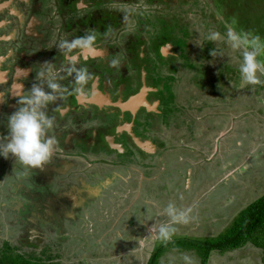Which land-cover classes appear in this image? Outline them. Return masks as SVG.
I'll list each match as a JSON object with an SVG mask.
<instances>
[{
	"label": "rangeland",
	"instance_id": "obj_1",
	"mask_svg": "<svg viewBox=\"0 0 264 264\" xmlns=\"http://www.w3.org/2000/svg\"><path fill=\"white\" fill-rule=\"evenodd\" d=\"M47 1L52 0H46L45 2ZM73 1L75 2L76 0ZM141 1L143 6L140 5V7L136 6V4L140 3V0H126V2L114 0L116 5H113V8L110 9H107V6L104 5V8H101L96 16H92L87 20L89 24L97 25L99 29H103L100 30L101 32L98 36L94 34L95 31L92 29L94 27H89L91 28L90 30L85 28L87 16L83 11H77V16L72 17L74 7H71L72 10L68 11L62 6V3L57 4L62 11L55 10L57 13H53V10L49 9L50 17L47 16L48 19L45 21L40 19L41 23L36 29L38 31V39L34 36H27L25 31L23 33V29L20 31L18 29L19 25L18 27L16 26L17 18L7 17L6 12H3L5 15L3 13L2 15L8 18V22L12 19L13 22L11 21V23L13 24L0 27V34L9 33L13 30L11 27L16 26L17 38L15 41L0 39L1 57L14 48V62L12 68L9 69L8 82L5 85H0V93L9 92L10 86L8 83H12L11 86L20 85L22 89L15 88L17 89L15 94H8L3 102H0V142H2L3 137L7 136V117L19 107V96L29 91L33 84L37 83L38 79L42 80L40 78L42 65L44 66L51 61L50 67L52 71L50 73L47 72L49 78L55 76L57 82L66 89L72 86L69 76L74 74H69L68 69L73 66L79 69V66L84 65L83 63L77 65L74 62V55L77 53L76 49L69 52L66 48L61 47L64 41L94 34L96 36L95 48L107 50L106 56L99 60V64L106 63V65H102L105 71L113 72V69L115 70L113 80L118 79L117 76H126L125 78L130 84V79L139 66L136 62L140 59L138 51L140 49V52L146 50V46L143 44L151 43V38L156 33L155 25L157 23L162 25L160 22L166 20L164 16L150 18L154 7L152 0ZM203 1L208 7H213L211 0ZM215 1L217 4H221V0ZM226 4L228 3L224 2L223 5L226 8L222 10V16H220V19L221 17L223 18L221 20L223 23L230 24L235 20L234 27L237 30L251 34L259 33L262 26L264 27V19L259 22L261 24L259 25L256 18V16L264 15V0H260V3L245 0L240 9L237 8V3L236 6L229 4L227 6ZM102 5L97 2L90 4V13L96 11L95 9ZM243 8L247 11L250 18V22L244 25L242 20L236 17L240 13L243 15ZM212 11H215L214 7ZM167 13L169 12L167 11ZM75 17H77L78 25L72 24L71 18ZM94 17L98 19L95 20ZM39 18V13H37V19ZM243 20L246 21V17ZM176 25L179 27V18H176ZM109 27L112 29L111 32L108 31ZM173 27L176 32L178 31L180 41L182 37L186 38L181 34V28ZM208 32L210 33L211 31L209 30ZM216 32L223 36L222 31ZM189 33L190 30L187 34ZM260 37L264 38V35L262 34ZM221 41L225 42L224 39H221ZM21 42L25 46H29L31 48L30 51L35 54L32 57L34 59V67L31 68L33 77L23 81L13 76L14 65L20 68L24 65L25 57L22 56L23 48L20 46ZM204 43L205 46L201 45L202 50L205 47L208 48L206 45L208 41L206 43L205 40ZM139 47L142 48L139 49ZM172 47L169 43L163 45L159 49L162 52V55H159V59L167 58L171 54L170 49ZM213 47L216 49L214 44ZM147 51L146 71L149 75H154L158 72L160 64L154 56L157 55L155 51ZM199 51L201 52V50ZM222 51V56L214 61V64H212L213 68H211L217 78L219 77V71L222 69L221 81L227 78L225 75L231 71V66L239 69L242 59L240 53L232 51L228 45ZM174 52L180 53L181 49ZM68 55H71L67 59L70 62L63 64L61 57H67ZM136 56L138 59H136ZM262 57L264 60V56H261L260 59ZM165 66L167 68L168 64ZM175 66L177 65H173V67ZM62 67L64 68L62 69ZM224 76L225 78H223ZM133 79L135 80V78ZM259 79L261 81L260 84L252 85L256 89V98H253L250 93L240 86L233 89V101L222 102L219 101L218 96H211L212 98L207 96L206 99L209 100V104L196 101L191 104L192 108L189 113L181 110L182 113L177 117L182 120L180 126L184 125L185 122H189V127L184 126V128L178 129L179 131L175 133L172 130L171 138L166 137L162 141L157 140L163 144H159L161 147L158 151L154 148L153 151L150 150L151 152L148 150L143 153V157L136 152H131L130 158L122 157L125 160L123 164L126 167L119 164L105 166L101 162L108 161L104 157L107 154L99 152L106 151L112 155L116 153L99 145L100 142L88 147L90 144L85 146V143L79 140V138H88L89 134L87 133L89 132H92L88 138L90 140L94 139L96 133L107 130L108 126L105 125V127L96 131L98 125L102 126L108 122L107 117H96L94 114L89 117L86 114L83 116L82 114L72 115L70 118L74 121L71 122V119L64 121L55 116L51 112L53 108L48 109L47 114L54 118V125L49 130V134L56 137L58 145L51 161L45 165L47 167L53 165L54 167L55 164H58V157L66 156V159L69 157V159L76 161L75 168L73 167L74 172L80 175H84L89 171L88 174L112 175L117 178L108 180L110 185H108V190L106 192L102 191L105 193L104 198L98 200L96 205L90 206L89 203H93V199L87 196L81 201L79 197L75 199L73 195L70 196L68 185L57 188L61 181L66 180L67 176L58 177L52 174L51 185L53 188L42 192L43 196L40 192L42 187H37V185L41 180L47 178L46 173L48 171L45 165L38 169L42 172L38 176L34 171L36 169H30V173L21 174V166L13 158L10 157L7 160L0 158V223L3 227L1 231L2 239L14 241L19 235V231L16 228L18 225L10 221L14 214L6 212L1 206L8 207V202L4 201L7 192L11 191L13 196L18 198V193L15 192V189L24 186L26 189H31L45 198L46 204L37 209L44 214L42 222L49 221L54 224L53 222L55 221L57 223L58 227L55 228V231L47 230L46 237L50 239V248L54 251L53 253L59 254V257L54 261L60 264H148L154 251L164 243L158 235L161 225H171L175 228L176 231L172 237L175 240L209 241L224 235L238 214L264 195V74L260 73ZM173 80L170 79L163 83L173 82V84H170L172 87L179 83L181 85L183 83L187 85L188 83L184 78L180 80L176 78V82ZM152 81L156 82L157 80L154 77ZM133 83H136V80ZM236 83L237 81L233 84ZM159 86L160 84H157L154 89L158 90ZM180 88L177 85V90H180L182 95H189L187 93L189 87ZM220 88H224V82H220L217 85V89ZM150 89L153 91L152 87ZM108 92L111 95L110 99H113L114 90L109 89ZM67 94L68 91L60 99L62 103L67 98ZM152 97L155 98L154 95ZM227 98L226 96L225 99L228 100ZM145 99L147 101V95ZM189 103L191 102H182V108L188 107ZM14 106L15 110H13ZM63 113L64 111L59 114ZM155 113H158L157 108L152 114L153 118ZM139 114L140 116L142 115L141 112ZM91 120L92 122H90ZM161 120L163 121V119ZM138 122L140 124L139 129L151 124L147 118H143ZM81 126L84 129H80ZM85 129H87L86 132H84ZM68 138L69 142L75 141V144L70 145L72 142L69 144ZM158 139L161 138L159 137ZM63 141L65 144H63ZM73 154H80V157H76ZM115 159H117V156ZM73 183L76 186L77 182L74 181ZM103 185L107 186L106 184ZM61 191L62 194L59 195L58 193ZM98 191L99 189L94 193L96 194ZM80 193L85 192L78 190L77 196ZM68 197L72 200L74 199L76 203L80 202L79 206L69 205ZM169 204H173L178 211L186 212L189 216V221L187 223L178 222L172 224L171 218L165 211ZM55 205L65 206L71 211H78L82 215L79 218L77 212H75L77 217L71 214V218L74 217L78 221L70 220L71 223L68 226L66 224L68 220L65 217L68 218L70 214L55 213L53 210ZM29 208L28 206L27 210H30ZM49 227L51 229L52 226L50 225ZM256 238L264 246V231L259 232ZM253 244V241L250 240L238 249L213 251L208 258L207 264H264L262 262L264 259L263 250ZM185 255L191 256L195 264H202V258L195 250L178 249L167 250L159 258L157 264H184L183 257Z\"/></svg>",
	"mask_w": 264,
	"mask_h": 264
},
{
	"label": "trees",
	"instance_id": "obj_2",
	"mask_svg": "<svg viewBox=\"0 0 264 264\" xmlns=\"http://www.w3.org/2000/svg\"><path fill=\"white\" fill-rule=\"evenodd\" d=\"M244 1L245 0H221V4H217L215 0H212V5L215 11H212L211 7L209 8L204 1L203 3L200 0H173V3L171 2V5L168 3V5H166L164 8L169 12L168 14L172 16L170 17L167 16L169 20L166 19L163 22H160L162 23V25H159V23H157L155 25L156 29H161L162 31H156L155 34L157 36L151 38V43L143 44L146 46L145 52L148 53L147 50L150 49L151 51L154 50L155 54H157L154 56L158 59V62L160 64L159 70L154 75L153 74L149 75L146 70L142 72L140 70H138V72L136 71L135 74H137V78H135L136 80L135 84H131V82L129 84L127 82V78H125L126 76L124 77L117 76L118 79L113 80L115 70L113 69V72L105 71L102 65H106V63L102 65L99 64V60L101 58H104L107 54L106 49L94 48L92 52H99L100 55L98 57H94L91 54H89L87 58L82 59L81 56L77 54L81 49L76 48L77 53L75 54L77 55L75 57L74 62H76L77 65L83 63L84 66H79V69H87L88 71L87 73L90 77L87 84L84 86L85 88L84 91L87 97L91 96L92 94L91 85L94 83L96 84V90L101 91L102 97L106 100L108 98L109 101H111L109 103L110 105L92 106L90 104H82V105L78 104V102L75 100L77 95L74 92V89L78 87V85L75 82L74 75H70L69 77L71 80L69 79V77L68 79L71 82L72 86H70V88L67 89L68 90V94L66 96L67 98L63 103L61 102V100H57L56 103L49 105L48 108H53L51 112L55 116H58L59 119L61 120L63 119L64 121L71 119L72 122L74 120L70 117H72V115H80V114H82V116L86 114V116L88 117L91 114L96 115V117L97 116L107 117L108 122L104 123L102 126L98 125L96 131H98V129H102L103 127H105V125L108 126L107 130L102 131V133L107 135L108 139L106 138V136L100 137V133H96L94 139L89 140L88 138L91 136L92 132L87 133L89 134V137L86 139L79 138L81 142L85 143V146H88L90 144L88 147H91L92 144H99L100 142L99 145H101L106 149H110L111 151L116 153L115 155H112L111 153L106 151L99 152V153H106L108 156V157L104 156L106 159H108V161L101 162L105 166H110L112 164H120L122 166L125 161L123 160L122 157L125 156L127 158H130L131 152L139 153L141 157H143V153H144L142 150L143 147L140 148L139 145L135 143L134 141L135 137L140 138V141L155 139L156 141H153V143L154 145L156 143L157 144L155 145L156 147L154 148L156 149V151H158L161 147V145L159 146V144H162L160 142H157V140H160L158 139L159 136L160 138L161 137L166 138L167 136L165 135L166 136L165 137L163 134V133L166 134V131H168L169 136H171L170 131L172 132L173 130V132L175 133L176 131H179L178 129L184 128V126L189 127V122H185V120H183L185 124L180 126L182 124V120L178 119L177 117L182 113L181 110L189 113L190 109L192 108L191 104L192 103L194 104V102L196 101H201L204 102V104H209L210 103L209 100L206 99L207 96L209 97L218 96L219 101L230 102L233 99V89L235 87H240V75L238 69H236L235 66H231L232 67L231 71H229V73L225 75L227 78H225V76L223 77L226 79V80L224 79L223 81H221L222 80L221 68L218 74L219 76L218 78L214 74V72L211 71V68H213L212 64H214V61L218 60L222 56L223 54L222 50L227 46V44L221 40L217 42L209 41L207 39V36L209 34L208 32L209 30L211 32L222 31L223 36L222 35L221 36L222 38L225 37L226 39L225 34L227 29L224 26L225 23L221 21L223 18L221 17L220 19V16H222L221 14L222 10H225L226 8V6L223 4L224 2H226L229 5L236 6L237 3V8L240 9ZM252 1H254L255 3H260V0H252ZM228 4L226 5L228 6ZM242 10L244 11L243 15L240 13V15H237L236 17L238 19H241L242 24L244 25L245 23L250 22L249 20L250 18L248 17L247 11L244 8ZM45 11L46 9L44 8V13ZM72 11H74V9ZM44 16L45 14L44 15L41 14L40 16L41 19H43ZM71 16L73 17V15ZM244 17H246L247 19L246 21L243 20ZM76 18L77 17L73 19L71 18L73 25L77 24ZM176 18H179V27L176 25ZM256 18H257V23L259 24V22L262 21V19H264V15L256 16ZM88 19L89 18L85 19L86 23H88L87 22ZM87 25H90V27H95L94 24L88 23ZM173 26H176L179 29L181 28V34L185 36L187 39L182 37V40L180 41L177 33L178 31L176 32ZM165 29H173V30L165 31ZM110 30L112 29L109 28V31ZM189 30L190 33L187 34ZM98 32L100 33L101 31L98 30ZM255 34L259 36H262V34L264 35V27L262 26V29L259 33H253V35ZM160 36L166 39L163 38L164 41L156 42V39ZM205 40L206 43L208 41V44H206L208 48L205 47L202 50L201 45L205 46L204 43ZM200 42H202V44H200ZM168 43L174 46L175 51L181 49V52L179 53V57H175V58L170 57L167 60L159 59V52L158 50H156V48ZM213 44L215 45L216 49L213 47ZM140 48L141 47H139V49ZM199 50H201V52ZM212 50H216L217 55L211 56L210 52ZM141 53L143 52H140V54ZM70 56L71 55H68L67 57L65 56L61 57V62H63V64L70 62L69 60H67L68 57ZM136 59H138L137 56ZM136 62L139 63L140 65L142 64L146 65V57L142 59L140 58ZM166 64H168L167 68L165 66ZM173 65H177V70L176 68L173 69ZM63 68L64 67H62V69ZM121 72L123 73V71ZM259 75L260 73H258V77ZM142 77H145L146 85H148L149 88L152 87L154 89L156 88L157 84H160L157 93H151V95L152 96L154 95L159 103V107L157 106L158 115H156L155 118L150 117L151 115L148 112H146L145 108H142L138 112L136 121L132 122V116L130 112L123 111L119 106L122 103H126L131 96L139 92L140 88L142 87L141 84ZM154 77L157 80L156 82H158L157 84H154L156 82L152 81ZM176 78L178 80L184 78L185 81L188 82L187 83L188 86L184 83L182 85L181 83L177 85L180 86L181 88L189 87V91H187L189 95L186 96V94L184 93H183L184 95H182L180 90H177V85L175 87H172L171 85H168V82L163 83L164 81L170 79H174L173 81L176 82ZM235 81H237V83L233 84ZM38 82L41 83L42 81L38 80L37 83ZM220 82L221 83L224 82L225 89L224 88L217 89V85ZM170 88L172 91L170 90ZM242 88L246 90V92L250 93L253 98L257 97L256 89L252 85L243 86ZM109 89H113L116 95L113 101L110 99L109 96H106L107 91H109ZM163 90L164 91L167 90V93L164 92ZM121 93L124 95H122ZM226 96L228 97L227 98L228 100L225 99ZM150 101H153V99H151ZM186 101L187 102L190 101L191 103L187 105L188 107L182 108V102H186ZM66 108L68 109L63 114H59L60 110ZM140 112L142 113L141 116L139 114ZM143 118H147V120L151 124L146 127L143 126V128L139 129L140 124L138 121ZM161 119H163V121ZM183 119L185 118L183 117ZM90 122H92V120ZM97 123H99V121H97ZM122 125H127L131 130L132 134H129L126 131H120V132L116 131V129ZM80 129H84V127L81 126ZM86 130L87 129H85L84 132H86ZM67 141L69 142V138L67 139ZM110 141L111 143L117 144L120 148H122L124 150V153H121L117 149H111V147L109 146ZM71 142L72 144H70ZM69 144L74 145L75 141H70ZM73 155H75L76 157H80V154H73ZM116 156L117 159H115ZM65 157H58L57 158L58 164H55L54 167L53 165L50 167L49 166L47 167L45 165L48 171L46 173L47 178L41 180L40 183L37 185V187L39 186L42 187V190L40 191L41 194L42 192L47 191L46 189L53 188V186L51 185L52 174H55L58 177L65 175L67 176L66 180L61 181L58 184L57 188L58 187L62 188L64 186L66 187L68 185L69 191L71 193L70 196L73 195L75 199L79 197L80 201L87 196L88 198L94 200V202L89 203V205L90 206L96 205L97 204L96 202H98V200L104 198L105 193H103L102 191L106 192L110 186V185L109 186L102 185V182L100 185L98 184V180L99 179L103 180L104 177L107 180L111 178L116 179L117 177L114 178L112 175H102V174L99 175L94 173L88 174L89 171L86 172L84 175H80L79 173L74 172V168H75L74 166L76 164V161L69 159V157L66 159ZM117 161L119 163H117ZM37 170L38 169L34 171L38 176L42 172L40 170L38 171ZM74 181L77 182L76 186L73 183ZM151 188L154 190L153 187ZM98 189H99L98 193L94 194V192H96ZM78 190L84 191L85 193H80L79 196H77ZM15 192L18 193V198L14 197L11 191L7 192L4 201L8 202V207L1 206V208L6 210V212L14 214V217H12L10 221H12L15 225H18V227L16 228L19 231V235L15 238L14 241H8L6 239H2L1 231L3 227L0 223V264H60L59 262L54 261L57 257H59V254L53 253L54 251L51 250L50 248V239L46 237L47 230L55 231V228L58 227L57 223L55 221L53 222L54 224H52L49 221L45 223L42 222L44 214L40 210H37L38 207H41L42 205L46 204L45 203L46 200L43 197L44 195L42 194L43 196H41L38 193L32 191L31 189H26L25 186L15 189ZM58 194L61 195L62 191ZM68 200L70 201V203H68L69 205L71 206L75 205L76 207L79 206L80 202L76 203L75 200L74 199L72 200L70 197H68ZM28 206L30 207L29 209L31 211L27 210ZM53 210L55 213L63 212L68 215L70 214L68 218L65 217V219L68 220L66 223L68 226H70L71 223L70 220L78 221L76 218L74 219V217L71 218V214L72 216L77 217L75 214V212H77L79 218L82 215L78 213V211H71L70 209L62 205H55L53 207ZM50 225L52 226L51 229L49 227ZM92 229L94 230V228ZM263 231H264V195L256 199L244 210H242L238 214L237 218L233 221L227 232L224 235L220 236L219 238L209 241L172 239L168 243H162L156 249V251H154V253L150 257L148 264H157L159 258L169 249L195 250L202 258V264H207L211 252L238 249L250 240L253 241L254 246H256L259 249H262L264 252V246H262L257 241L256 238V235L259 232H263ZM262 262L264 263V259Z\"/></svg>",
	"mask_w": 264,
	"mask_h": 264
},
{
	"label": "clouds",
	"instance_id": "obj_3",
	"mask_svg": "<svg viewBox=\"0 0 264 264\" xmlns=\"http://www.w3.org/2000/svg\"><path fill=\"white\" fill-rule=\"evenodd\" d=\"M235 20L226 24V39L221 37L219 32H210L207 39L212 42L225 39V43L234 52H239L242 59L239 64L240 86L258 85L261 83L258 73L264 74V38L253 35L249 32L237 30ZM96 36L88 34L74 40L64 41L61 47L69 52L73 49L93 51L95 48ZM211 56L217 55L216 50L210 52ZM52 71L51 67L48 73ZM69 74H74L78 87L74 89L77 97L87 99L84 86L90 79L86 69H77L74 66L68 69ZM48 73H42L47 77ZM45 86L33 84L31 89L19 96V107L7 117V136L0 142V158L5 160L10 157L19 163L22 173H30V169H40L52 159L58 141L54 135L49 134L53 128L54 118L47 114L48 106L63 98L68 90L57 82L55 76L46 78ZM11 92L0 93V102ZM167 215L171 218L172 224L187 223L189 216L186 212L178 211L173 204L166 208ZM175 228L171 225H161L158 230L159 238L168 243L175 234ZM184 264H195L191 256L183 257Z\"/></svg>",
	"mask_w": 264,
	"mask_h": 264
},
{
	"label": "flooded vegetation",
	"instance_id": "obj_4",
	"mask_svg": "<svg viewBox=\"0 0 264 264\" xmlns=\"http://www.w3.org/2000/svg\"><path fill=\"white\" fill-rule=\"evenodd\" d=\"M46 0H0V15H2V13L3 12H6V15H7V17L8 16H11V18H14V17H16L17 18V20H18V22H17V27H18V25H19V30L20 31H22V29H23V33H24V31L26 32V35L27 36H34V37H36V39H38V31L36 30L37 28H38V26L40 25V23H41V17L39 18V19H37V13H39V16H41V14L42 15H44L45 14V18L43 17V21H45L46 19H48V17L47 16H49L50 17V13H48V10L49 9H51V10H53V13H57L56 11H62V9L61 8H58V6H57V4H61L62 3V6L66 9V10H68V11H70V10H72V8L71 7H74V13H73V16H77V11H83L85 14H86V18H91L92 16H96V14H97V12L99 11L100 12V9L101 8H104V5H106L107 6V9H110V8H113V5H116V4H114V0H105V2H104V0H76L75 2L72 0H52V1H47V2H45ZM84 1H86V3H84ZM122 2H126V0H121ZM200 1H202L203 2V0H200ZM210 1V0H209ZM95 2H97L98 4H103L102 6H99L97 9H95L96 11H93V12H91L90 13V10H91V8H90V4H94ZM152 2H153V5H154V7H153V12L151 13V16H150V18L151 17H157L158 18V16H164L165 17V19H168V17H170V16H172V15H170V14H168L167 13V10L164 8L166 5H168V3L171 5V2L173 3V0H152ZM211 2V4H212V0L210 1ZM204 3V2H203ZM67 4V5H66ZM129 4H132V3H129ZM128 4V6H130ZM77 5V6H76ZM140 5L141 6H143V2L140 0V3L139 4H136V6L137 7H140ZM67 6V7H66ZM213 6V5H212ZM55 7H57V8H55ZM116 8H118L117 6H115ZM44 8L47 10V11H45V13H44ZM209 8H210V6H209ZM213 8V7H212ZM56 10V11H55ZM43 12V13H42ZM47 12V13H46ZM4 14V13H3ZM47 14V15H46ZM49 14V15H48ZM5 15V14H4ZM4 15H2L1 17H0V27H3V26H5V25H11V24H13V23H11V21L13 22V20L12 19H10V22H8V18H5L4 17ZM168 16V17H167ZM20 17V18H19ZM19 18V19H18ZM95 18V20H97L98 18L97 17H94ZM87 24L88 23H86V25H85V28H89L90 27V25L89 26H87ZM226 25V24H225ZM224 25V26H225ZM16 26H14V27H11V29H13L11 32H9V33H3V34H0V39H9V40H14L15 41V39L17 38V33H16ZM21 27V28H20ZM110 28V27H109ZM226 28V27H225ZM91 28H89L88 30H90ZM92 29H94V31H95V35H100V33L98 32V30L100 31V30H103V29H99L98 28V26L97 25H95V27L94 28H92ZM172 31L173 29H165V31ZM108 31H109V29H108ZM156 31H162L161 29H156ZM110 32H111V30H110ZM155 36H157L155 33L153 34V37H155ZM166 37V36H165ZM11 38H13V39H11ZM149 38H151V37H149ZM148 38V39H149ZM164 37H158L157 39H156V42H162V41H164V39H166V38H164ZM169 39V38H168ZM109 41H111V40H109ZM23 42V41H22ZM21 42V44H20V46L23 48V51H22V56L23 57H25V59H24V61H23V66L20 68L19 66H17V65H14L15 66V69H14V71H13V76L14 77H16V78H19V80L20 81H23L24 79H30L31 77H33V72H32V70H31V68L32 67H34V59L32 58V57H34V52L33 51H30L31 50V48L29 47V46H25L24 45V43H22ZM153 42H155V41H153ZM173 46V45H172ZM162 46H159V47H157L156 48V50H158V52H159V55L161 56L162 54V52H160V48H161ZM142 48V47H141ZM146 48V47H145ZM144 49V48H143ZM170 49V48H169ZM141 50V49H140ZM140 50L138 51V55H140V58L142 59V58H145L146 57V53L147 52H145L146 50H142V52H145V53H141L140 54ZM150 50V49H149ZM16 51V50H15ZM82 51H84V50H80L77 54H79L80 56H81V58L82 59H85V58H87L88 56H89V54H87V57H85V58H83V56L81 55V53H82ZM175 51V49H174V46L170 49V52H171V54L166 58H164V60H167L168 58H170V57H173V58H175V57H179V53H175L174 52ZM90 53H92L93 54V52H91V51H89ZM105 52H106V50H105ZM77 54H75L74 55V57H76V55ZM74 57H72V58H74ZM96 57V56H95ZM98 57V56H97ZM60 58V57H59ZM14 48L12 49V50H10V51H8V52H6V55H3L2 57H1V55H0V85L1 84H7V79H8V74H9V69H11L12 68V65H13V62H14ZM72 60H74V59H72ZM146 61H148V57H147V60ZM14 64H16V63H14ZM139 64V63H138ZM50 66H51V61L49 62V63H47L46 65H42V70L40 71V73H41V75H40V78L42 79V80H40V81H42L41 83L40 82H38V83H36V84H41L42 86H45L46 87V83H45V80H46V78H49V75H48V77H45V76H42V73H47L48 72V69L50 68ZM146 65H144V64H142V65H140L139 64V66H138V69H136V71L138 72V70H140L141 72L142 71H144V70H146ZM174 68H176V70H177V66H175V67H173V69ZM172 69V70H173ZM133 78H137V74H133L132 75V78H131V80H130V82H131V84H135V83H133L135 80L133 79ZM39 80V79H38ZM9 84V86H10V89H9V92H11V94H15V92H17V89H19V90H21L22 89V86H20V85H13V86H11L12 85V83H8ZM141 84H142V82H141ZM167 84V83H166ZM165 84V85H166ZM170 84H173V82L172 83H168V85H170ZM147 86V88L148 89H150L149 87H148V85H146ZM172 86V85H171ZM15 88H17V89H15ZM91 89H92V94H91V96H89L87 99H85V98H83L84 99V102L83 103H79V101H78V98L79 97H76L75 98V100L78 102V104H90V105H96V106H101V105H110L109 103L111 102V101H109V99L107 98V100L106 99H104L103 97H102V93H101V91H99V90H96V84H92L91 85ZM94 90V91H93ZM170 90H171V88H170ZM157 89H153V91L151 92V89L150 90H148V92L149 93H147V101H148V105H149V109H146L145 107H143V108H145V110H146V112H148L151 116L150 117H152V114L154 113V110H155V108H157V106L159 107V103H158V100L156 99V98H154V97H152V95H151V93H157ZM164 91V90H163ZM172 91V90H171ZM164 92H166L167 93V90L166 91H164ZM95 94H97V95H99V97H101V98H103L104 100H106L108 103L107 104H94V103H91L90 102V99H92V97L93 96H95ZM137 94V93H136ZM136 94H134V95H136ZM9 95H10V93H9ZM114 95V97H113V99H111L112 101L114 100V98L116 97V95L115 94H113ZM122 95H124V94H122ZM106 96H109V97H111V95H110V93L107 91V94H106ZM151 99H153V101H150ZM122 104H124V103H122ZM115 106V105H114ZM14 109L13 110H15L16 108H15V106L13 107ZM153 108V109H152ZM48 109H50V108H48ZM68 108H66V109H63V110H60V113L61 112H65L66 110H67ZM142 108L140 107L137 111H136V113L135 114H133V113H131L130 112V114H131V116H132V122H135L136 121V119H137V115H138V112L141 110ZM129 112V111H128ZM148 115V114H147ZM156 115H158V113H155L154 114V118L156 117ZM153 124H154V121H153ZM119 128H121V130H119V132L120 131H126L127 133H129V134H132L131 133V130L129 129V127L127 126V125H122V126H120ZM116 131H117V129H116ZM102 133V132H101ZM100 133V137H105L106 136V138H107V135L106 134H101ZM164 134V136L166 135L167 137L169 136V132L168 131H166V134L165 133H163ZM170 134H172V132L170 131ZM162 135V134H161ZM159 136V135H158ZM163 136V135H162ZM163 136V137H164ZM165 136V137H166ZM160 137V136H159ZM170 138H171V136H169ZM168 137V138H169ZM175 138V137H174ZM108 139V138H107ZM162 139H164V138H162L161 137V141H162ZM134 141H135V143L137 144V145H139V147H143V152L145 153L146 151H148L149 150V152H151L150 150H154V147H156L155 145L157 144H155L154 145V143H153V141H156L155 139H152V140H147V141H140V138H138V137H135L134 138ZM109 142V141H108ZM157 142H159V141H157ZM161 143V142H160ZM63 144H65V142L63 141ZM147 144H148V146H147ZM150 144V145H149ZM109 145H110V147H111V149L113 148V149H117V150H120V152L121 153H124V150L122 149V148H119V146L117 145V144H113V143H111V141H110V143H109ZM132 149V148H131ZM156 152V151H155ZM154 152V153H155ZM118 162V161H117ZM119 163V162H118ZM120 165V164H119ZM122 166H124V167H126L124 164L122 165ZM118 175V174H117ZM101 182H102V185L103 184H106V185H109L108 184V180L107 179H103V180H98V184H100L101 185ZM110 182V181H109ZM95 194V193H94Z\"/></svg>",
	"mask_w": 264,
	"mask_h": 264
},
{
	"label": "water",
	"instance_id": "obj_5",
	"mask_svg": "<svg viewBox=\"0 0 264 264\" xmlns=\"http://www.w3.org/2000/svg\"><path fill=\"white\" fill-rule=\"evenodd\" d=\"M92 52V51H91ZM87 54H91L92 56H99V52L95 54V52L90 53L87 50L82 51L81 55L84 57H87ZM141 82H142V87L140 88L139 92L134 95L131 96L128 101L124 104H121L119 107L123 110V111H129L133 114L136 113V111L140 108V107H145L146 109H149V105L146 101V95L148 93V88L146 86V82H145V77L141 78ZM79 103H83L84 99L83 97H79L78 98ZM91 103L94 104H107L108 102L106 100H104L103 98L99 97V95L95 94V96L92 97V99H90ZM121 130V128H117V131Z\"/></svg>",
	"mask_w": 264,
	"mask_h": 264
}]
</instances>
